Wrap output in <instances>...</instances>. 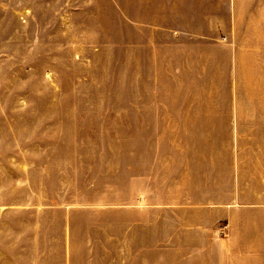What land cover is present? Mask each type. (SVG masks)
Instances as JSON below:
<instances>
[{
  "label": "rangeland",
  "instance_id": "1",
  "mask_svg": "<svg viewBox=\"0 0 264 264\" xmlns=\"http://www.w3.org/2000/svg\"><path fill=\"white\" fill-rule=\"evenodd\" d=\"M226 143L264 144V0H0V264Z\"/></svg>",
  "mask_w": 264,
  "mask_h": 264
},
{
  "label": "crops",
  "instance_id": "2",
  "mask_svg": "<svg viewBox=\"0 0 264 264\" xmlns=\"http://www.w3.org/2000/svg\"><path fill=\"white\" fill-rule=\"evenodd\" d=\"M176 168L162 200L143 182L126 200L122 195L101 205L52 207V252H44L37 223L29 235L35 253H21L14 262L245 264L255 258L264 264V254L254 257L249 241L254 233L264 251V144L218 145L210 159L200 153ZM81 213L93 217L83 229L75 222ZM5 260L13 262L11 255Z\"/></svg>",
  "mask_w": 264,
  "mask_h": 264
}]
</instances>
